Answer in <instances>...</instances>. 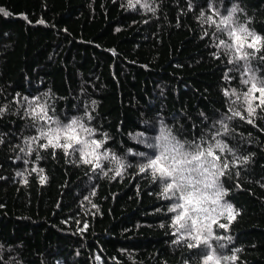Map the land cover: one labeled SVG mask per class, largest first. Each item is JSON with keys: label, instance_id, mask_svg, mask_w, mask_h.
I'll return each instance as SVG.
<instances>
[{"label": "trees", "instance_id": "obj_1", "mask_svg": "<svg viewBox=\"0 0 264 264\" xmlns=\"http://www.w3.org/2000/svg\"><path fill=\"white\" fill-rule=\"evenodd\" d=\"M133 4L0 0L9 13H0V264H204L206 254H214L208 264H264V106L253 101L249 117L243 102L244 65L264 79V0ZM234 5L232 26L261 37L256 48L245 44L247 61L218 47L233 38L208 20ZM41 105L94 130L90 139L104 141L98 151L109 156L101 168L78 151L41 148L44 139L28 152L44 124L31 114ZM222 120L229 131L216 136ZM162 125L186 145H228L218 153L229 164L220 178L228 195L203 205L227 225L212 226L210 248L189 247L195 241L177 231L178 212L169 211L177 201L162 195L163 178L139 171L159 154L148 145ZM113 155L124 164L119 176ZM201 223H210L203 213Z\"/></svg>", "mask_w": 264, "mask_h": 264}, {"label": "snow or ice", "instance_id": "obj_2", "mask_svg": "<svg viewBox=\"0 0 264 264\" xmlns=\"http://www.w3.org/2000/svg\"><path fill=\"white\" fill-rule=\"evenodd\" d=\"M136 3H140V0H136ZM142 7L148 11H154L153 8L147 4H142ZM129 7H135L133 0H129ZM238 11L237 6H233L226 16H223L219 22L212 17H208V20L213 25H217L220 30H227L230 37L233 38L234 43L229 44L224 40H219L218 47H225L234 51V57L236 60L247 61L249 53L244 51L245 44L249 48H256L260 43L261 37L253 32H249L243 25H237L233 27V14ZM0 13L5 16L9 13L0 8ZM203 15V13H202ZM213 15H219L218 12H214ZM42 23V21H41ZM243 34V35H241ZM252 37V42L248 43L247 38ZM259 49L257 48V51ZM231 63V61H229ZM244 74L247 77L243 82L249 85L248 91L243 94V102L247 105V114L251 117L256 110V107L264 106V79H257L254 72L247 63L244 65ZM229 79V77H225ZM259 93V96L256 95ZM225 95H229L226 91ZM231 95H236L235 91ZM34 98L33 102L34 103ZM27 100V98H25ZM259 100V104L256 107L253 106V101ZM3 109H0L2 112ZM36 119L44 121V124L40 128L39 136L32 137L29 141L28 152L31 153V144L36 143L40 139H44L46 143L40 144L41 148H47L49 146L53 148H62L66 154L69 150L78 151L80 153L82 162L85 164H91L93 169L101 168L100 160L108 159V153L105 151L101 154L98 150L102 148L104 141L90 139L94 135V130L86 127L80 123L77 119L73 118L68 123H63L58 119H54L48 115V110L44 106L39 108H33L31 113ZM232 116H239L241 119L244 117L239 111H232ZM230 118V117H229ZM248 123H252L249 119ZM220 130H217L216 136H220L223 133L229 131L228 124L226 122L219 121ZM222 130V132H221ZM142 135V134H141ZM64 141L61 143V141ZM155 143L149 144L148 147L157 149L158 155H153L148 158V163L139 168L141 173L151 170L153 178H163L165 185L162 195L168 199L175 198L176 203L169 209L171 212H178L175 217V224L178 225L177 231L184 230L188 233L195 243L190 244L189 247H197L200 243L210 248L208 243L209 238L213 236V225H218L220 228H226L227 225L219 224L215 217L207 216L208 209L203 205L210 201L213 205H219L222 197L227 196L228 192L224 189L220 178L226 174L229 169V164L223 161V158L218 153H223L228 149V145L223 143L219 139H214V143L206 145H200L196 143L184 144L176 140L171 135L170 131H166L165 126H161L160 134L155 137ZM79 145L80 147H75ZM21 151H24L22 148ZM139 156H145L146 153H136ZM112 160L116 162L119 167L117 168L115 175H121V169L124 168V164L120 159L113 155ZM243 162H247V157L243 158ZM35 171V169H33ZM40 171H43L42 169ZM21 175V173H17ZM46 177L41 176V183L45 181ZM211 189V195L208 191ZM182 201V202H181ZM224 209L228 213L229 219H235L238 212H234L231 204L225 203ZM179 210V211H178ZM205 214V218L210 223H201V214ZM195 233V235H193ZM222 239V237H216ZM230 239V238H229ZM214 254H206L204 264H208L212 261ZM225 260L235 257H225ZM216 264H219V259L216 260Z\"/></svg>", "mask_w": 264, "mask_h": 264}]
</instances>
